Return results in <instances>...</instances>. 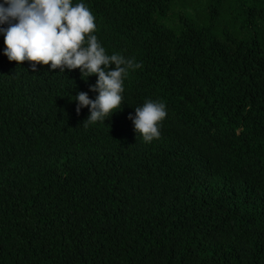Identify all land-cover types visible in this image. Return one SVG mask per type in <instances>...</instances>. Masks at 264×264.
<instances>
[{
	"label": "trees",
	"instance_id": "1",
	"mask_svg": "<svg viewBox=\"0 0 264 264\" xmlns=\"http://www.w3.org/2000/svg\"><path fill=\"white\" fill-rule=\"evenodd\" d=\"M79 2L140 67L85 127L96 76L9 61L0 35V264H264V0Z\"/></svg>",
	"mask_w": 264,
	"mask_h": 264
},
{
	"label": "clouds",
	"instance_id": "2",
	"mask_svg": "<svg viewBox=\"0 0 264 264\" xmlns=\"http://www.w3.org/2000/svg\"><path fill=\"white\" fill-rule=\"evenodd\" d=\"M6 25V26H5ZM94 17L83 2L72 0H0V35L4 37L3 54L9 61L38 62L49 69L78 68L82 78L96 76L89 91L74 96L76 112L87 106L84 126L109 117L122 100L123 77L139 63L118 53L106 54L94 33ZM50 62V63H49ZM110 65L112 67H110ZM30 67L35 70L36 63ZM166 116L164 103L146 100L129 113L134 130L143 141L160 135L159 122Z\"/></svg>",
	"mask_w": 264,
	"mask_h": 264
}]
</instances>
